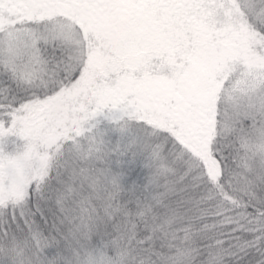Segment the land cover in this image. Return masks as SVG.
Returning <instances> with one entry per match:
<instances>
[{
    "label": "snow or ice",
    "instance_id": "1",
    "mask_svg": "<svg viewBox=\"0 0 264 264\" xmlns=\"http://www.w3.org/2000/svg\"><path fill=\"white\" fill-rule=\"evenodd\" d=\"M0 264H264V0H0Z\"/></svg>",
    "mask_w": 264,
    "mask_h": 264
}]
</instances>
